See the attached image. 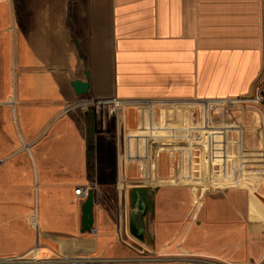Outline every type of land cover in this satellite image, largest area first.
<instances>
[{
	"label": "crops",
	"instance_id": "1",
	"mask_svg": "<svg viewBox=\"0 0 264 264\" xmlns=\"http://www.w3.org/2000/svg\"><path fill=\"white\" fill-rule=\"evenodd\" d=\"M6 25L0 258L40 256L46 264L264 260V224L254 206L246 212L253 222L244 220L253 223L258 244L250 257L224 260L218 256L224 251L191 235L195 224L220 220L207 204L231 192L243 199L237 190L208 195L207 162L232 155L223 148L232 137L240 148L233 156L241 157L243 146L246 158L253 157V138L262 132L259 112L251 102L219 103L217 126L201 104L243 98L264 78V0H0V29ZM74 80H88V91L77 93ZM89 98L121 102L116 113L96 115L79 106ZM176 128L204 148L207 181L187 174L196 161L186 146L170 145L175 142L167 137L181 132ZM186 134L177 135L184 140ZM154 137L157 147L148 141ZM251 181L253 173L245 181L250 189ZM80 186L93 189L91 230L82 229L87 195L76 193Z\"/></svg>",
	"mask_w": 264,
	"mask_h": 264
},
{
	"label": "rangeland",
	"instance_id": "2",
	"mask_svg": "<svg viewBox=\"0 0 264 264\" xmlns=\"http://www.w3.org/2000/svg\"><path fill=\"white\" fill-rule=\"evenodd\" d=\"M5 16L8 20V15ZM6 27L7 28L0 29V65L5 62V57L8 55V25H6ZM257 94L261 97H264V79L257 81L253 91L243 97L255 105L253 107H255L259 112V117L261 120V136L258 139L253 138V157L246 158L245 147L243 146H241V157L236 158L233 156L234 153L240 152V148H238L237 143L234 142V140L237 141V138L234 137L233 139L232 137V141L231 139L223 140L224 150L232 155H229V157L226 158H221L220 160H218V157H216V160L211 158V161L207 162L210 165V178H208L210 180V192L208 195L218 198L219 196H227L229 191L237 190L241 192L243 199L238 193L231 192L227 197H225L223 201L207 204L206 209L208 210L209 214L219 216L218 218H220V220L217 222L207 221L206 226L204 227L200 225L199 222L198 224H195L191 231L192 239L197 243L203 244L210 249L224 251L223 253L225 254L218 255L224 260L229 259L230 257H235L239 260L250 257L253 249H257L258 247L257 240H255L251 234V232H253V223L247 225V221H245L246 223L244 222L245 218L248 220V222H253V218H251V216L248 217L246 214L249 206H254L257 211V220L263 222L262 224H264V101L261 104H256L253 99L257 96ZM217 107L218 105H216L215 108L211 110V115L214 117L213 124L219 126L221 125L220 122L223 120V118H221V116L216 113ZM88 113L93 112L89 111ZM194 113L197 119H201L200 111L198 109L194 110ZM262 114L263 122L261 118ZM222 136L224 135H221V139L223 138ZM184 140H187V138ZM181 144L186 146L185 151L189 152V154H192L194 160L199 162L198 164L196 162V164L193 163V168L191 165V168L188 169L189 172L187 174L192 175L191 173H194L196 178L200 177L199 180L207 181L205 175L207 174V171L205 167V161L203 160L204 156L201 147L191 146L192 143L185 145V141H183ZM217 146H220V143ZM223 148L220 149L222 150ZM238 163L241 165V169ZM234 171L236 172L234 173ZM252 173L253 182L251 181L252 187L250 189V186H248L247 182L251 179ZM190 183V180L186 182L188 186H190ZM223 215L229 216L227 220L221 219ZM238 220L242 221L240 225ZM29 257L33 256L29 255ZM246 263L264 264V260L262 262H253V259H250L249 261L247 260Z\"/></svg>",
	"mask_w": 264,
	"mask_h": 264
},
{
	"label": "built area",
	"instance_id": "3",
	"mask_svg": "<svg viewBox=\"0 0 264 264\" xmlns=\"http://www.w3.org/2000/svg\"><path fill=\"white\" fill-rule=\"evenodd\" d=\"M261 81V80H260ZM242 100H247L244 98H231V99H204L202 101V109L201 112L206 114V115H210L211 114V110L215 108L216 105H218L219 103H229L232 106L238 105L240 104V101ZM253 101L256 104H261L264 101V97H261L257 94V96L253 99ZM121 101L119 99L113 98V99H92L89 98L85 101H82L79 103V106L82 110H84L85 112H89L92 111L94 114L96 115H104L107 112L108 113H116L117 109H118V105ZM179 126V125H178ZM220 126V125H219ZM176 130H181V132L179 133H174V135H170L167 137L168 140H174L175 144H170L172 146H183L181 143L183 141H185V145H187L188 143H192L191 146H200L202 151H203V156L205 158L204 155V148L199 145V144H193L192 140L194 139L195 135L190 134L189 136L186 134L185 131H183V128H176ZM185 135L187 140H183L178 135ZM198 135H196V139L199 138V136H201V133H196ZM157 140H159L158 137H154L152 139H148L150 145L157 147ZM198 140V139H197ZM189 145V144H188ZM151 149H154L153 147H151ZM203 158V160L205 161V159ZM4 159L2 157H0V165L3 163ZM199 163V162H196ZM208 183V182H207ZM88 188L87 187H78L76 189V193L78 195H80L81 193L84 195L88 194ZM32 223L36 226L37 222H36V212L34 211L32 214ZM137 261V260H135ZM141 261H145L143 259H141ZM185 261H189L192 262L193 264H233L230 262H225V261H217V260H212V259H203V258H192V257H188L187 260ZM32 264H44L48 261H46L43 258H39V257H29L28 255H24V256H17V257H9V258H0V264H28L31 263ZM80 260L79 259H73V260H66V261H58L55 264H67V263H76V264H80Z\"/></svg>",
	"mask_w": 264,
	"mask_h": 264
},
{
	"label": "water",
	"instance_id": "4",
	"mask_svg": "<svg viewBox=\"0 0 264 264\" xmlns=\"http://www.w3.org/2000/svg\"><path fill=\"white\" fill-rule=\"evenodd\" d=\"M73 86L77 93H85L88 91L89 81L74 80ZM93 206H94V196L93 189L88 190L87 199L83 204V225L82 229L91 230L93 225Z\"/></svg>",
	"mask_w": 264,
	"mask_h": 264
},
{
	"label": "bare ground",
	"instance_id": "5",
	"mask_svg": "<svg viewBox=\"0 0 264 264\" xmlns=\"http://www.w3.org/2000/svg\"><path fill=\"white\" fill-rule=\"evenodd\" d=\"M264 78H261V80H263ZM241 102H250L249 100H242V101H240V103ZM17 264H19V263H17Z\"/></svg>",
	"mask_w": 264,
	"mask_h": 264
}]
</instances>
